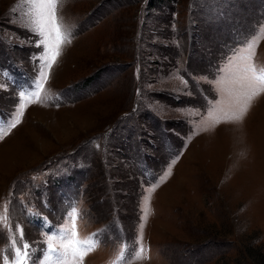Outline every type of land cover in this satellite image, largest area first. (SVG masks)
<instances>
[{
    "label": "rangeland",
    "instance_id": "obj_1",
    "mask_svg": "<svg viewBox=\"0 0 264 264\" xmlns=\"http://www.w3.org/2000/svg\"><path fill=\"white\" fill-rule=\"evenodd\" d=\"M147 1L61 0L48 69L26 0H0V264L24 243L56 264L73 208L82 264H264V90L228 119L246 58L264 69V0Z\"/></svg>",
    "mask_w": 264,
    "mask_h": 264
},
{
    "label": "snow or ice",
    "instance_id": "obj_2",
    "mask_svg": "<svg viewBox=\"0 0 264 264\" xmlns=\"http://www.w3.org/2000/svg\"><path fill=\"white\" fill-rule=\"evenodd\" d=\"M60 2L61 0H26L28 7L25 15L29 19L30 30L40 37L39 43L44 46L46 67L48 69L52 68L57 58L61 55L62 46L66 43H71V33L64 30L62 21L58 16V4ZM249 48H251V45H249ZM246 59L247 63L242 70L244 73L242 80L246 82L243 86L250 89V91L242 92L238 96L236 102L237 110L233 112L232 116L228 117L230 120H241L248 110L252 99L259 91L264 90V69L258 71L252 62L251 56ZM46 80L47 73L41 72L40 78L34 80L32 86H30L31 91L28 96L40 101V95ZM20 95L22 98H27L24 93ZM24 108V103H21L18 114L14 120L7 123V127L14 128L20 123ZM0 126H4L3 121H0ZM5 213L7 214V209ZM68 217L71 222L70 225H66L62 229L57 230L56 234L48 236L45 251L56 255V264H76L78 260L82 264L84 255L94 250L95 243L92 239L81 240L78 238L76 230L77 210L75 208L68 213ZM54 240H58L59 249L54 246ZM22 247L23 253L19 247L15 250L14 264H25V259L29 255V245L24 243ZM139 251L142 254L144 250L141 247ZM5 264H8V257H5Z\"/></svg>",
    "mask_w": 264,
    "mask_h": 264
},
{
    "label": "trees",
    "instance_id": "obj_3",
    "mask_svg": "<svg viewBox=\"0 0 264 264\" xmlns=\"http://www.w3.org/2000/svg\"><path fill=\"white\" fill-rule=\"evenodd\" d=\"M159 1H161V0H155V1L154 0H148L147 3H146V7H149L153 2H159ZM244 250L248 251V248H246V249L244 248ZM249 253H250V256L252 257L251 258L252 263L253 264H260V262H257V260H256V258H257L256 257V252L254 251V253H251V252H249Z\"/></svg>",
    "mask_w": 264,
    "mask_h": 264
}]
</instances>
